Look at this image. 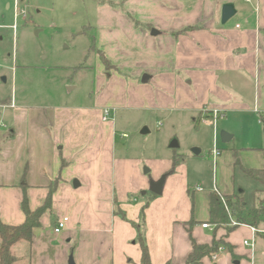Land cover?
I'll list each match as a JSON object with an SVG mask.
<instances>
[{
    "label": "crops",
    "instance_id": "obj_1",
    "mask_svg": "<svg viewBox=\"0 0 264 264\" xmlns=\"http://www.w3.org/2000/svg\"><path fill=\"white\" fill-rule=\"evenodd\" d=\"M225 3H233L236 12L222 23ZM95 18L88 27L95 33V103L59 97L62 88L52 67L21 66L17 59L10 95L0 89V219L22 223L24 196L36 209L54 187L52 211L43 214L33 231L29 259L28 244H16L17 264H68L71 255L75 264H140L134 223L148 203L145 226L152 264H184L192 249L189 229L198 242L212 241L202 223L208 222L214 189L191 187L184 161L170 172L172 156L144 158L127 155L126 146L118 149L110 109L128 107L153 117L161 113L195 132L204 127L215 134L202 121L213 110L221 114L218 128L231 135L237 127L244 132L261 127L264 0H98ZM102 56L111 66L108 75ZM72 90L69 86L65 94ZM105 109L110 110L106 119ZM241 152L246 166L263 167L260 148ZM254 153L260 155L258 163H247L246 155ZM231 154L221 151L214 163L217 172L219 167L228 170ZM162 175V194L147 196L151 182ZM214 184L222 194L235 192L226 176L217 173L212 188ZM64 217L68 221L56 232ZM242 226L251 237L250 227ZM228 241L233 244L230 235ZM258 243L253 256L244 246L248 249L234 251L236 259L229 252L202 264H264Z\"/></svg>",
    "mask_w": 264,
    "mask_h": 264
},
{
    "label": "rangeland",
    "instance_id": "obj_2",
    "mask_svg": "<svg viewBox=\"0 0 264 264\" xmlns=\"http://www.w3.org/2000/svg\"><path fill=\"white\" fill-rule=\"evenodd\" d=\"M97 2L98 0H22L20 9H24L25 15L19 10V14L15 17L13 7L7 8V4L13 5V2L0 0V89L3 88L4 93L10 95L15 77L12 65L17 59L21 66L27 64L52 67L55 78L62 88L59 97L73 99L82 105L95 103L98 96L97 83L94 84L96 56L95 51L92 50L95 33L88 27L89 23L93 24L96 20ZM83 66L88 68H81ZM3 77L7 78L6 82ZM69 86L73 87L70 96L65 94ZM111 108H113L110 109L111 115L114 114L118 129V149L126 146L127 155L144 158L182 155L193 181L191 187L195 189L201 187L204 191H211L213 177L218 173L219 178L221 175V178L226 176L228 180L230 179L235 192L243 191L249 206L258 204L263 198L264 193L259 191L262 188L261 183L243 171V167H261L246 166L241 151L244 147H264V124L258 129L251 128L245 132L237 127L236 133H232L233 138L223 142L221 132L226 130L218 128L220 118L217 122L215 138L211 128L201 127L199 132H195L189 128L188 123L173 121L161 113L153 117L143 110L114 106ZM250 124L253 125L252 121L247 122V125ZM174 139L179 143L177 148L170 147ZM215 139L221 151L224 150L227 154L231 152L234 156L226 171L224 168L220 171L219 167L217 172V166H214V160L210 156ZM195 149H199L198 155L194 154ZM235 155L241 165H235ZM246 156L249 159L247 163L255 164L260 160L258 153ZM147 196L155 197L156 194L149 191ZM140 222L141 217L138 223ZM144 229L146 230V226ZM215 231L222 248V251L219 250L220 255L228 256L227 245L230 242L224 237L226 233L223 227L219 229L214 227L212 231L206 230L205 234H213L212 232ZM248 232V228L242 226L230 234V241L236 245L235 253L248 249L242 245L243 240L248 238ZM257 240L259 250L264 249V244L260 245L262 241ZM19 245L13 248L15 254ZM25 252V249L20 251V253ZM211 260L214 262L212 258Z\"/></svg>",
    "mask_w": 264,
    "mask_h": 264
},
{
    "label": "trees",
    "instance_id": "obj_3",
    "mask_svg": "<svg viewBox=\"0 0 264 264\" xmlns=\"http://www.w3.org/2000/svg\"><path fill=\"white\" fill-rule=\"evenodd\" d=\"M102 60L106 69L111 68L107 59L102 56ZM264 157V147L260 148ZM236 156V155H235ZM184 161V156L174 154L172 156V168L170 172H174L175 168ZM241 165L239 158L236 156L235 165ZM243 171L249 177L259 181L262 188L259 191L264 193V165L261 168H247L243 167ZM54 187L50 188L49 195L45 202L32 209L29 205L28 198L25 195L22 201V209L25 214V220L20 224H8L0 219V264H17L18 257L13 252V247L19 242H26L28 244L27 257L30 258L33 231L36 227L41 225V217L47 210L52 209L51 195ZM148 203H146L140 213L141 222L134 223L137 228L138 236L137 242L142 251L140 264H152L150 252L147 244L145 226V210ZM52 211V210H51ZM116 214L126 218V215L120 210L115 211ZM264 217V196L258 204L249 206L245 201L242 190L232 194H222L213 190L209 199V219L208 223L215 224L217 229L223 227L225 229V236L229 235L239 228L241 225L259 226ZM233 221L236 223L234 224ZM190 227L195 225V220L190 221ZM213 238L210 243H200L191 234L189 229L192 249L184 264H202L205 258H212V255L220 248V242L216 238L217 231L212 232ZM228 251L233 258H237L234 253V245L229 243L227 245ZM167 264H172L168 262Z\"/></svg>",
    "mask_w": 264,
    "mask_h": 264
},
{
    "label": "built area",
    "instance_id": "obj_4",
    "mask_svg": "<svg viewBox=\"0 0 264 264\" xmlns=\"http://www.w3.org/2000/svg\"><path fill=\"white\" fill-rule=\"evenodd\" d=\"M11 1L13 2V5L10 4V6H12L14 9L15 17H17V15L19 14V10H21V13L25 15L24 9L23 8L20 9V2L22 0H11ZM13 27L15 29L16 26L14 25ZM109 114H110V110L105 109L104 110V119H106L109 116ZM220 117H221L220 112L218 110H213L210 119H208V120L203 119L202 120L204 123H208L214 128L215 138H216L217 122H218V119ZM261 121L264 123V115H262ZM220 155H221V150H220L219 146H217L216 139H215L213 147L211 148V157L213 158L214 163H216V161ZM213 189L215 191L219 192L216 184H214ZM67 221H68L67 217H64L63 219L59 220L55 226V231L60 232L64 228L65 223ZM233 223L235 224L236 222L233 221ZM202 227L213 230L215 227V224L204 222V223H202ZM249 227L251 230V237L244 239L243 244H244V246L248 247L251 250V255L253 256L254 252L256 251L257 239L258 238L264 239V217H263L261 224L259 226H249ZM219 250L222 251V248H219ZM219 250L212 255V259L214 261L218 260V258H219V255H220ZM261 254L264 255V250L261 251Z\"/></svg>",
    "mask_w": 264,
    "mask_h": 264
},
{
    "label": "water",
    "instance_id": "obj_5",
    "mask_svg": "<svg viewBox=\"0 0 264 264\" xmlns=\"http://www.w3.org/2000/svg\"><path fill=\"white\" fill-rule=\"evenodd\" d=\"M235 6L233 3H225L222 7V23H226L234 14H235ZM148 131V130H145ZM232 135L226 131L221 132V139L223 142H227L231 139ZM179 143L176 139H174L170 143L171 148H177ZM195 154L199 153L198 149L194 150ZM166 180V175H162L161 178L157 181H152L150 186V191L156 195H160L163 192V186ZM68 264H75L74 258L71 255L68 260Z\"/></svg>",
    "mask_w": 264,
    "mask_h": 264
}]
</instances>
